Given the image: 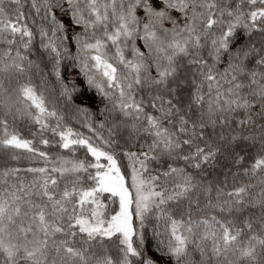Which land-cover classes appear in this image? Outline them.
<instances>
[{
    "label": "snow or ice",
    "instance_id": "1",
    "mask_svg": "<svg viewBox=\"0 0 264 264\" xmlns=\"http://www.w3.org/2000/svg\"><path fill=\"white\" fill-rule=\"evenodd\" d=\"M0 264H264V0H0Z\"/></svg>",
    "mask_w": 264,
    "mask_h": 264
}]
</instances>
